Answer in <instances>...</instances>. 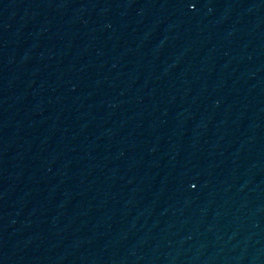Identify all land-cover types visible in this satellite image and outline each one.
<instances>
[{"label":"water","instance_id":"95a60500","mask_svg":"<svg viewBox=\"0 0 264 264\" xmlns=\"http://www.w3.org/2000/svg\"><path fill=\"white\" fill-rule=\"evenodd\" d=\"M0 264H264V0H0Z\"/></svg>","mask_w":264,"mask_h":264}]
</instances>
